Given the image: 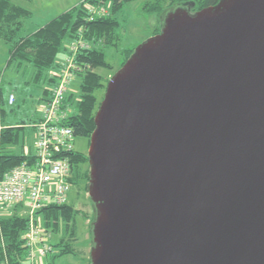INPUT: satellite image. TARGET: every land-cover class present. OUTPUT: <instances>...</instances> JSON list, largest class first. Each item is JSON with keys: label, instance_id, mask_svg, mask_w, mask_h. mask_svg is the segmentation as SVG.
Masks as SVG:
<instances>
[{"label": "water", "instance_id": "water-1", "mask_svg": "<svg viewBox=\"0 0 264 264\" xmlns=\"http://www.w3.org/2000/svg\"><path fill=\"white\" fill-rule=\"evenodd\" d=\"M94 124L90 264H264V0L169 12Z\"/></svg>", "mask_w": 264, "mask_h": 264}, {"label": "trees", "instance_id": "trees-1", "mask_svg": "<svg viewBox=\"0 0 264 264\" xmlns=\"http://www.w3.org/2000/svg\"><path fill=\"white\" fill-rule=\"evenodd\" d=\"M30 1V0H27ZM128 0H83L73 8L64 11L49 19L42 26L31 32L23 33L24 23L29 20L32 13L29 9L22 7L12 0H0V41L8 49L7 63L15 62L20 65H29L33 69L32 80L43 82L41 99L47 94V84L50 83L47 76L48 69L53 66L57 56L64 49V40L78 35L81 30L84 39L92 38L91 48H80L75 52V63L77 71L74 73V81H78L80 99L77 101L73 112L69 113L67 123L74 129L75 137L89 139L94 130V116L100 104L96 92L105 89L109 79L104 80L102 74L96 68H110L104 48L116 46L121 41L119 34V12L123 9ZM219 0H147L143 3V11L147 14H160L165 5L185 4L190 11L202 9L215 5ZM102 4L111 8L110 13L92 15L88 12L89 6L93 10ZM100 8V7H99ZM90 19H89V18ZM160 28L156 33L160 32ZM76 32V34H75ZM155 33V34H156ZM99 44L96 45V42ZM88 43V42H87ZM94 44L96 46H94ZM133 49L121 50L122 64L132 54ZM56 63V62H55ZM25 67V66H24ZM75 84V83H73ZM2 92L0 89V106L3 104ZM72 102L69 101V106ZM69 108V107H68ZM38 115L30 121L15 122L5 117V111L0 107V175L10 168L23 162L28 163L32 158V152L24 153L22 146L25 144L26 134L31 136L33 128L26 126L34 124ZM29 127V128H27ZM20 150L15 151L10 146H17ZM83 159L88 160V155L73 153L70 158L71 170L77 162ZM71 178L69 180L71 181ZM90 175L88 174V177ZM89 185V184H88ZM17 206L13 207L14 212L8 216H0V263L4 264H34L26 257V246L22 233L27 227L28 219L16 212ZM37 213L43 219V225L51 231L63 230L62 236H56V242H51L54 257L75 252L74 241L76 240V216L79 211L68 203L62 205H49L41 207ZM46 229V231H47Z\"/></svg>", "mask_w": 264, "mask_h": 264}, {"label": "rangeland", "instance_id": "rangeland-1", "mask_svg": "<svg viewBox=\"0 0 264 264\" xmlns=\"http://www.w3.org/2000/svg\"><path fill=\"white\" fill-rule=\"evenodd\" d=\"M14 3L29 9L32 13V16L29 20H26L24 23L23 33H28L36 29L37 27L42 26L49 19L55 17L56 15L67 11L83 0H12ZM147 0H128L119 12V34L121 41L116 46L105 47L106 58L109 61L110 68H96V71L103 75L104 80L110 79V77L120 68L122 61L121 50L124 49H135L137 45L145 41L150 36L154 35L158 28L161 29L164 23L166 15L178 7H187L185 4H174V5H165V8L160 14L150 13L147 14L143 11V3ZM151 1V0H150ZM109 4H102L101 6H96L93 10L89 6L88 12L92 15H104L110 13ZM100 7V8H99ZM89 18V17H88ZM90 19V18H89ZM81 30L77 31L76 36L64 40V49L62 53L56 57L53 66H51L47 71L48 80L50 83L47 84V90L51 85V81L55 78H52L51 75L54 71L59 72V67L64 61H69L68 65L65 67L64 72L62 73V82L66 80L67 75L71 72L73 74V60H75V53H68L71 46V43L75 45L77 42H82L87 48H91L93 44L92 38L91 41L84 39V35L81 34ZM83 33V32H82ZM76 34V32H75ZM88 42V43H87ZM99 44V41L96 42V45ZM94 44V46H96ZM70 56L69 58H67ZM8 59V49L7 46L0 41V89L2 92L3 104L0 106L5 111V117L9 121L15 122H26L29 123L32 121L36 115L39 113L40 103L48 97L39 99L41 97V89L43 82H35L32 80L33 69L29 65H20L15 62L10 64L7 63ZM56 62V63H55ZM75 62V61H74ZM25 66V67H24ZM71 67V68H70ZM76 68V66H74ZM70 68V69H69ZM59 81V79H57ZM56 80V82H57ZM61 80V79H60ZM61 82V83H62ZM75 83V84H73ZM69 84L68 100L72 102V105L69 107L70 113L73 112L77 101L80 99L78 81H74ZM106 89V88H105ZM105 89H100L96 92L98 101L101 102L103 99ZM10 94L14 95V100L12 104L8 102V96ZM0 123V127H1ZM26 126H29L27 124ZM30 127V126H29ZM27 127V128H29ZM1 129V128H0ZM25 144L22 146V149L25 151H33V136L26 134ZM90 141L85 137H76L74 139V145L76 153H83L87 155V147ZM26 146V147H25ZM15 151L20 150L19 144L17 146H10ZM30 153V152H29ZM86 163V164H85ZM83 164L87 166V175L86 180L88 179V173L90 172V165L88 160L83 159L80 162H77L72 168V173L70 175V190L68 193L67 203L72 205L75 210L77 209L79 213L76 216V232L78 236V242L80 246L76 248L78 251L77 254H64L60 257H54L55 251H53L51 242H56L57 238L64 235L63 230H58V232L51 231L50 228H46L43 225L42 217L37 213H32L27 206H17L16 212L20 215L25 216L28 219V224L24 232L22 233V238L25 239L24 235L28 232L30 223L38 226L42 229V234L45 237L46 243L50 246L51 251H49L45 257L36 261L35 264H90V250L93 247L92 240V223L95 219L94 204L91 201L88 195V185L87 182H81L79 180L80 175L79 171L82 168ZM85 167V166H84ZM90 175V173H89ZM86 184L83 186V184ZM15 207V206H13ZM13 207H6L0 209V216H8L14 212ZM15 213V212H14ZM47 229V231H46ZM79 245V244H78ZM26 246V245H25ZM27 248V247H26ZM80 248V250H79ZM80 251V252H79ZM82 252V253H81ZM84 253V255H83ZM84 256V257H83ZM26 257L29 259L28 250L26 252ZM54 258L55 261L51 262ZM84 258V259H83ZM4 264V263H0Z\"/></svg>", "mask_w": 264, "mask_h": 264}, {"label": "built area", "instance_id": "built-area-1", "mask_svg": "<svg viewBox=\"0 0 264 264\" xmlns=\"http://www.w3.org/2000/svg\"><path fill=\"white\" fill-rule=\"evenodd\" d=\"M83 47L82 42L71 43L68 53H75ZM68 63L64 61L59 72L52 73L55 81L52 80V86L48 88V99L40 103L39 118L29 125L33 128L32 158L28 163L23 162L0 175V209L23 205L34 213L43 206L67 203L72 173L70 158L76 152V137L73 127L67 123L70 106L66 92L70 90L68 86L74 82V73L78 69L73 60L74 72H70L62 82L61 75ZM13 100L14 95L10 94L9 104ZM24 239L29 259L34 264L51 251L42 229L32 223Z\"/></svg>", "mask_w": 264, "mask_h": 264}, {"label": "flooded vegetation", "instance_id": "flooded-vegetation-1", "mask_svg": "<svg viewBox=\"0 0 264 264\" xmlns=\"http://www.w3.org/2000/svg\"><path fill=\"white\" fill-rule=\"evenodd\" d=\"M88 147H89V144H88ZM88 147H87V150H88ZM88 163H89V160H88ZM86 164V163H85ZM85 164H83V166H82V168L80 169V171H79V175H80V178H79V180L81 181V182H87V185L89 184V179L90 178H88L87 180H86V175H87V166L85 165ZM85 166V167H84ZM89 174V173H88ZM86 184L84 183L83 184V186H85Z\"/></svg>", "mask_w": 264, "mask_h": 264}, {"label": "crops", "instance_id": "crops-1", "mask_svg": "<svg viewBox=\"0 0 264 264\" xmlns=\"http://www.w3.org/2000/svg\"><path fill=\"white\" fill-rule=\"evenodd\" d=\"M32 136H33V134H32ZM26 147V146H25ZM33 149V148H32ZM28 152V151H27ZM30 152V151H29ZM24 153H25V150H24ZM74 228H76V226L74 227ZM75 236H76V240L74 241V245H75V252L74 253H72L71 255H75V254H77L78 253V251H76V248H78L81 244H80V242H78V236H77V232H75ZM79 244V245H78ZM79 250H80V248H79ZM80 252V251H79ZM82 253V252H81ZM83 255H84V253H83ZM84 257V256H83ZM55 259L56 258H54L53 259V261H52V258H51V262H54L55 261ZM84 259V258H83Z\"/></svg>", "mask_w": 264, "mask_h": 264}]
</instances>
